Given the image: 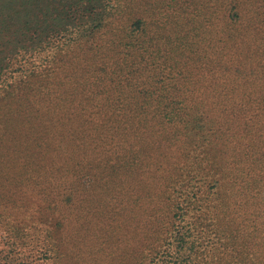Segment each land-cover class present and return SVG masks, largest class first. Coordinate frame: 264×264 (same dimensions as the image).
Here are the masks:
<instances>
[{
	"label": "trees",
	"instance_id": "1",
	"mask_svg": "<svg viewBox=\"0 0 264 264\" xmlns=\"http://www.w3.org/2000/svg\"><path fill=\"white\" fill-rule=\"evenodd\" d=\"M0 264H264V0H0Z\"/></svg>",
	"mask_w": 264,
	"mask_h": 264
},
{
	"label": "rangeland",
	"instance_id": "2",
	"mask_svg": "<svg viewBox=\"0 0 264 264\" xmlns=\"http://www.w3.org/2000/svg\"><path fill=\"white\" fill-rule=\"evenodd\" d=\"M5 135H6V134H5ZM6 141L8 142V140H6ZM7 142H6V143H7ZM6 143L4 144L5 147H6V145H7ZM3 149H4V147H3ZM4 166H5V167L8 166V160H7V158H5V160H4Z\"/></svg>",
	"mask_w": 264,
	"mask_h": 264
}]
</instances>
